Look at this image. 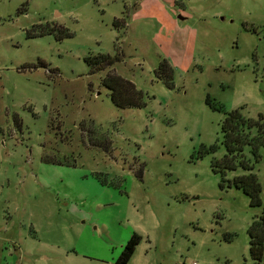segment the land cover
<instances>
[{
	"label": "rangeland",
	"instance_id": "obj_1",
	"mask_svg": "<svg viewBox=\"0 0 264 264\" xmlns=\"http://www.w3.org/2000/svg\"><path fill=\"white\" fill-rule=\"evenodd\" d=\"M109 72L144 105L115 107ZM234 109L264 114V0H0V264H113L132 233L126 264H254L261 208L200 152Z\"/></svg>",
	"mask_w": 264,
	"mask_h": 264
},
{
	"label": "trees",
	"instance_id": "obj_2",
	"mask_svg": "<svg viewBox=\"0 0 264 264\" xmlns=\"http://www.w3.org/2000/svg\"><path fill=\"white\" fill-rule=\"evenodd\" d=\"M124 23V18L113 21L114 27L124 25ZM58 28L61 34H57V39L68 35V33L63 31L62 27ZM56 30L55 26L46 27L41 34H51ZM115 60L116 58L101 54L95 56L92 60L88 59V62L93 67L99 69L103 66L112 65ZM171 73V67L166 60H160L155 70L157 78L163 80L166 84H170ZM102 85L109 91L110 100L117 108H140L144 105L142 92L136 89L132 82L112 72H109L103 78ZM206 102L208 103L209 100L207 99ZM241 110L234 109L226 112L221 123V144L225 150L223 156L220 158L214 156L215 145L208 148L201 146L200 152L202 155H212L210 168L212 171L220 174V188L234 186L247 196L250 206L261 208L260 214L254 216L247 230L248 252L254 264H264V198H261L262 189L254 173V164L260 158L259 149L264 147V114H258L256 119H251L244 116ZM253 130L255 131L254 135L251 134ZM245 146H249L253 160L247 159L244 156L243 150ZM237 168L245 170L246 174L234 176L230 180L224 178L226 171H233ZM140 239L138 234L132 233L113 264H126L130 260Z\"/></svg>",
	"mask_w": 264,
	"mask_h": 264
},
{
	"label": "built area",
	"instance_id": "obj_3",
	"mask_svg": "<svg viewBox=\"0 0 264 264\" xmlns=\"http://www.w3.org/2000/svg\"><path fill=\"white\" fill-rule=\"evenodd\" d=\"M190 264H196V263L192 262V263H190Z\"/></svg>",
	"mask_w": 264,
	"mask_h": 264
}]
</instances>
